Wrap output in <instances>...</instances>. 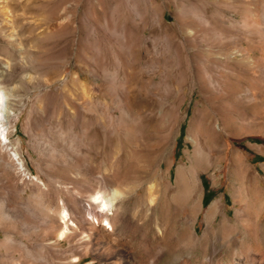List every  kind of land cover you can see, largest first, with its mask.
<instances>
[{"label":"rangeland","instance_id":"374dc122","mask_svg":"<svg viewBox=\"0 0 264 264\" xmlns=\"http://www.w3.org/2000/svg\"><path fill=\"white\" fill-rule=\"evenodd\" d=\"M120 1L0 0V6L9 3L13 7L11 24L0 11V69L5 71L0 86L13 82L19 89L14 108L5 110L10 141L6 142L0 134V264H75L70 262L71 254L65 257L60 252L69 241L65 240L63 246L55 244L49 213L60 198H70L78 207L82 205L80 208L88 206L90 195L100 185L101 173L106 168L110 170L109 165H90L82 172L74 164L76 156L86 150L80 145L78 115L92 101H107L116 114L112 128L121 136L116 148L130 154L128 167L132 176L126 182L130 189L138 185L140 193L144 192L150 181L139 174L148 168L159 170V178L174 187L178 168L182 167L183 182L186 166H194L205 194L203 211L213 199L221 198L226 213L233 216L237 206L231 187L235 180L230 172L231 154H236L252 173L264 176V50L260 49L264 37H259L260 25L264 28V0ZM205 4L204 13L201 5ZM259 4L261 22L257 21ZM187 14L205 22L211 31L197 32L190 24L183 28L177 16ZM114 23L119 24L118 31ZM131 23L136 26L132 29L134 37H145V46L141 47L144 61L168 51L165 42H156V38L163 39L171 32L185 52L193 56V74L195 60L201 63L209 91L202 88L195 76L183 85L174 83V99L166 95L164 88L150 86L137 97L132 109H125V117L121 118L117 101L123 96L118 89L127 87L122 67L109 62L100 68L97 59L118 48L114 36L126 41V29L132 27ZM188 35L194 36L193 46L185 43ZM143 68L151 72L159 69L158 64L147 63ZM175 92L180 93L178 98ZM172 100L177 111L170 152L165 157H154L157 143L165 133L164 107H156L155 102L169 104ZM246 103L257 106L246 109V115L231 111L235 106L244 108ZM194 117L198 121L205 119L215 130L209 143H205L208 135L199 137L189 132ZM121 121L127 125L123 126ZM182 131V147L176 153ZM196 138L204 149L197 154L193 151ZM14 150L29 175L44 181L47 189L39 190L36 179L19 172L11 155ZM207 155L211 160L218 157L217 163L212 164ZM68 206L71 212L75 211L72 204ZM203 211L197 220L199 232L205 226ZM14 223L20 231L11 228ZM73 243L78 247V241ZM86 259L76 264H85Z\"/></svg>","mask_w":264,"mask_h":264},{"label":"bare ground","instance_id":"6f19581e","mask_svg":"<svg viewBox=\"0 0 264 264\" xmlns=\"http://www.w3.org/2000/svg\"><path fill=\"white\" fill-rule=\"evenodd\" d=\"M119 2L121 1L119 0ZM260 4L257 10L258 22H261L259 17L262 14H260ZM201 6V11L205 13L207 11L206 4ZM0 11L6 16L7 23L11 24L13 7L9 3H5L0 6ZM177 18L183 28L184 25L190 24L196 27L195 31L202 30L205 34L211 31V27L205 22L201 23L191 15L185 17L178 15ZM131 26L127 29L122 27L128 31L126 41L118 35L114 36L113 39L119 45L118 48L113 51L109 50L110 52L96 58L100 68H105L109 62L117 67H122L127 87L122 90L118 89L123 96L119 97L120 99L118 98L119 101H117L121 118L124 116L125 109H132L137 97L150 86L159 90L164 88L166 95L170 99H174V83L183 85L195 76L202 88L209 91L210 86L202 71L201 63L195 60L196 63L193 66L196 71L193 74V56L190 55V52H185L183 44L176 39L175 35H171L170 32V35L163 39L158 36L156 42L163 40L168 51L165 54L162 53L161 56L151 55L152 57L144 61L141 47L145 46V37H134L132 29H135L136 26L133 23ZM114 28L118 31L119 24L114 23ZM154 29L156 30V28ZM192 36L188 35L185 38V43L188 46L195 44ZM11 37L14 38L15 33H12ZM259 37L261 39L264 37L262 24L259 29ZM87 46L90 47V45ZM260 49L264 50V44L260 45ZM144 63L158 64L159 69L154 72L146 71L147 68H143ZM2 69H0V84L4 81L5 75V71ZM175 93L176 97L180 95L179 92ZM17 95H19L17 84L12 82L7 86H0V134L6 142H9L10 139L7 135L8 125L4 120V117L7 116L5 110L9 107L14 108ZM102 101L104 102V100ZM103 102L100 100L90 102L89 105H86V109L78 115L79 128L81 129L80 145L86 150L76 156L74 164L81 168L82 172L86 171L87 166L90 167V165L94 168L109 165L110 170L108 171L106 168L101 173L100 185L90 195L88 206L84 205L85 207L80 208L82 205L78 207L70 198L67 200L60 198L58 205L51 208L49 228L52 229L51 233L55 237V244L63 246L65 240L69 241L67 248L60 249L62 256L68 257L71 254L70 262L75 264L83 262L88 256L91 259H86L85 264H264V176L259 177L256 173H252L246 164L238 161L236 154H231L230 172L235 176L231 187L234 203L237 206L233 216L226 213L221 198L213 199L203 211L205 194L204 191H201V179L198 172L196 173L194 170V166H186V176L183 182H181L180 176L182 167L178 168L174 187H171L167 180L159 178V170L148 168L143 171V174H139L142 179L150 181L144 192L140 193L138 185L130 189L131 187L129 188L126 183L131 175L128 167L130 154L129 151L120 149L121 147L116 148L121 137L120 133L116 134L112 128L115 124L116 114L114 115L115 112L110 104L106 103L107 101ZM73 103L71 102V104ZM155 103L156 107L158 105L164 107L165 133L157 143L153 155L160 158L170 152L177 107H175L174 100L168 102L169 104L162 101ZM73 106L75 105L73 104ZM256 106L257 104L246 103L244 108L235 106V108H231V111L236 115H246V109ZM121 124L125 126L127 122L121 121ZM189 132L199 137L208 135V138L204 139L205 143H209L211 135L216 133L205 119L198 121L196 117L191 121ZM200 141L197 138L193 140L195 154L204 151ZM11 155L17 163L19 172L24 177L36 179L37 186L41 191L48 188L44 181L29 175V171L17 151H11ZM207 157L211 160L209 155ZM217 160L218 157L212 158V164H216ZM151 163L153 164V162ZM145 167L147 168V166ZM133 179L131 178V180ZM129 193H132V196H127ZM70 204L74 206L76 212L74 210L71 212L72 209L69 210L68 205ZM202 211L204 212L205 226L199 232L197 220ZM11 228L20 231L17 223L12 224ZM74 241L79 242L78 247H74Z\"/></svg>","mask_w":264,"mask_h":264},{"label":"trees","instance_id":"16d2710c","mask_svg":"<svg viewBox=\"0 0 264 264\" xmlns=\"http://www.w3.org/2000/svg\"><path fill=\"white\" fill-rule=\"evenodd\" d=\"M182 136H183V131L181 132V135H180V137H179V139H178V150H177L176 153H178V152H179V149L182 147V146H181V144L183 143V141H182ZM208 193H212V190H209ZM208 193H207V194H208ZM207 194H206V196H207Z\"/></svg>","mask_w":264,"mask_h":264}]
</instances>
